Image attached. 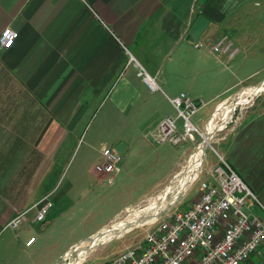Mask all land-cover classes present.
<instances>
[{"label": "crops", "instance_id": "crops-1", "mask_svg": "<svg viewBox=\"0 0 264 264\" xmlns=\"http://www.w3.org/2000/svg\"><path fill=\"white\" fill-rule=\"evenodd\" d=\"M199 14L208 19L201 36L227 33L239 50L233 59L193 46L188 30ZM7 26L17 35L0 47V234L17 230L20 223L10 224L16 216L32 218L47 194L52 204L61 195L74 200L87 149L63 194L56 186L105 97L108 109L87 146L94 135H114L103 146L123 141L128 154L139 137L120 135L141 136L151 147L150 132L171 113L166 95L201 99L193 117L200 129L224 100L264 80V0H0V32ZM135 64L153 78L154 90ZM215 147L205 151L203 171L222 155L264 207V106L229 127ZM152 151L156 162L175 158L174 166L181 154L173 157L164 145ZM97 161L89 174L99 176ZM245 204L264 221L256 201ZM241 264H264V241Z\"/></svg>", "mask_w": 264, "mask_h": 264}, {"label": "rangeland", "instance_id": "rangeland-1", "mask_svg": "<svg viewBox=\"0 0 264 264\" xmlns=\"http://www.w3.org/2000/svg\"><path fill=\"white\" fill-rule=\"evenodd\" d=\"M108 106L109 102L105 97L88 118L87 131L84 132L79 144L71 152L69 164L56 186L57 194H63L64 188L68 185L67 178L70 179L71 174L76 170V161L81 158L83 150L87 149L85 151L84 180L79 183L78 189L74 187V192H72L74 200L70 202L64 195H61V198L54 201L55 203L52 204L43 220L32 222L30 221L31 215H26V219H21L16 231L13 232L14 229L10 227L3 230L0 234V264H105L114 254L143 241L145 234L155 225V219L138 226L129 225L127 231H118L119 235L115 233L116 235L104 242L86 247V252L81 257L74 250L76 245H81V241H84L82 245H87L91 235L97 233L101 227L108 226L116 219L126 218L134 210H142L151 200L158 201V195L174 184L175 175L186 165L189 154L207 136L204 126L199 129L202 135H196L193 141L180 146L169 143L155 144L149 141L153 145L146 148L143 140L140 139L141 136L120 135L124 140L139 138L131 152L121 154L118 173H98L99 176L89 174L87 168L91 163L97 159V162L101 161V156L98 157L99 148L108 145V140L114 137V135L108 134L94 135L95 140L92 142L94 146H87V140L92 138L95 126L101 121ZM260 106H264V90L254 94L248 102L235 105L229 113L226 125L215 130L207 140L206 156L212 154L211 150L216 148V142L222 139L229 127L250 114L254 107ZM172 110L171 107V112ZM217 120L219 121V119ZM83 139L86 143H82ZM160 145L172 146L173 157L178 154V151L181 152L175 166L174 162L172 163L175 158L156 162L155 152L152 150L154 146ZM164 151L169 154L172 150ZM207 161L206 158L205 163ZM203 163L204 158L196 178L174 201L165 204L159 215L162 216L175 209H186L198 199L201 191L200 184L210 180L208 174L202 169ZM106 176L113 177L108 180ZM171 195L172 192L169 196ZM30 236L33 237V242L28 246L25 242ZM67 251L70 253L69 256L66 255Z\"/></svg>", "mask_w": 264, "mask_h": 264}, {"label": "built area", "instance_id": "built-area-1", "mask_svg": "<svg viewBox=\"0 0 264 264\" xmlns=\"http://www.w3.org/2000/svg\"><path fill=\"white\" fill-rule=\"evenodd\" d=\"M16 35L14 29L5 27L0 32V47H10ZM192 43L196 48L206 46L218 58L227 60L239 51L227 33L216 38L207 34ZM135 65L136 74L154 90L153 78L139 64ZM166 98L173 110L158 121L150 139L156 144L180 146L202 135L193 121L202 105L201 99L184 92ZM100 153L101 161L94 165V170L104 174L115 172L121 154L110 146H102ZM216 157L208 171L210 180L200 184V195L190 207L156 217L143 241L114 254L105 264H241L264 241V221L245 210L246 199L256 201L263 210L264 207L225 158L219 154ZM51 207L52 200L47 194L36 202L31 221L43 220ZM21 219H25L23 214L10 224L15 226ZM32 242L30 237L26 244Z\"/></svg>", "mask_w": 264, "mask_h": 264}, {"label": "bare ground", "instance_id": "bare-ground-1", "mask_svg": "<svg viewBox=\"0 0 264 264\" xmlns=\"http://www.w3.org/2000/svg\"><path fill=\"white\" fill-rule=\"evenodd\" d=\"M262 90H264V80L257 86L244 87L240 89L233 95L231 99L226 98L228 100H224V102H222L217 107L215 112L206 122L205 129L207 136L204 137V141L198 143L195 149L189 154L188 159L186 161V165L175 175V179L173 180L174 184L167 187L163 193L158 195V201L151 200L149 204L142 210L133 209L134 211L132 210L133 212L131 214H129L128 216L126 215V218L116 219L111 222L108 226L101 227L97 231V233H93L91 235V238L88 241L87 245H82L84 241H81L80 246L76 245L74 247V250H76L77 255L81 257V255L85 254L86 247L94 246L98 242H104L113 237V235L118 234V231H127L129 229V225L133 224L135 226H138L153 221L163 211L164 205L174 201L178 197V195L186 189L190 181L196 177L197 171L199 170V167L201 165V161L205 156V147L207 140L210 138V136L215 130H219L226 125L229 113L233 110L234 106L237 104L239 105L241 103L248 102L250 97ZM217 119H219V121ZM171 192L172 195L169 196ZM170 197L171 199H168ZM67 252L66 255L69 256L70 253L69 251Z\"/></svg>", "mask_w": 264, "mask_h": 264}, {"label": "water", "instance_id": "water-1", "mask_svg": "<svg viewBox=\"0 0 264 264\" xmlns=\"http://www.w3.org/2000/svg\"><path fill=\"white\" fill-rule=\"evenodd\" d=\"M207 25L208 19L204 15L199 14L188 30V36L190 37V39L192 41L197 40L204 32ZM125 147V143L123 141H119L115 144L114 150L119 154H122L125 150Z\"/></svg>", "mask_w": 264, "mask_h": 264}, {"label": "snow or ice", "instance_id": "snow-or-ice-1", "mask_svg": "<svg viewBox=\"0 0 264 264\" xmlns=\"http://www.w3.org/2000/svg\"><path fill=\"white\" fill-rule=\"evenodd\" d=\"M9 35V33H5V36H8ZM9 43H11V41L9 40Z\"/></svg>", "mask_w": 264, "mask_h": 264}]
</instances>
